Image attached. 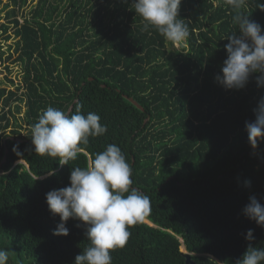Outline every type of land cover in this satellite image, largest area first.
Returning <instances> with one entry per match:
<instances>
[{
	"label": "trees",
	"instance_id": "16d2710c",
	"mask_svg": "<svg viewBox=\"0 0 264 264\" xmlns=\"http://www.w3.org/2000/svg\"><path fill=\"white\" fill-rule=\"evenodd\" d=\"M11 1L0 35L15 28L14 63L23 78L0 87V163L9 151L0 168L7 264H74L90 244L87 225L70 218L69 234L54 235L60 217L46 194L70 186L72 168H86L109 144L131 164V187L151 202L126 245L110 251L112 264H186L185 249L194 264H237L249 246L264 248V226L243 212L251 196L264 205V140L253 147L245 127L264 87L259 73L241 89L215 79L223 75L227 37L239 35L227 0H182L179 18L190 35L180 48H169L155 29L143 31L132 0H37L26 12L28 0ZM261 3L246 0L243 11L264 32ZM77 103L85 116H100L106 133L90 136L65 165L35 153L31 128L42 112L73 106L72 114Z\"/></svg>",
	"mask_w": 264,
	"mask_h": 264
},
{
	"label": "clouds",
	"instance_id": "9594fccd",
	"mask_svg": "<svg viewBox=\"0 0 264 264\" xmlns=\"http://www.w3.org/2000/svg\"><path fill=\"white\" fill-rule=\"evenodd\" d=\"M182 0H132L134 11L143 23L142 30L155 29L166 41L181 43L190 35L188 25L179 18ZM233 10V23L239 35L230 34L225 45L227 59L216 81L228 89H241L251 75L256 76L258 86L264 87V32L257 22L249 19L243 11L246 0H227ZM264 10V3L258 5ZM77 103L74 113L48 106L31 128L35 153L58 157L61 165L76 160L80 145L87 144L90 136L106 133L100 116L82 113ZM255 112L254 121H246L249 142L256 147L264 140V97ZM18 146H14L16 151ZM52 174V173H50ZM133 169L125 154L116 144L94 155L86 168L75 167L70 173V186L54 189L46 194V202L53 215L60 217L54 235L67 236L66 222L82 221L90 244L75 257L74 264H112L110 251L123 248L129 240V228L143 221L151 211L148 195L131 187ZM244 214L258 225L264 226V205L255 196L243 209ZM246 239L252 240L253 230H248ZM9 251L0 249V264H7ZM237 264H264V248L248 247Z\"/></svg>",
	"mask_w": 264,
	"mask_h": 264
},
{
	"label": "rangeland",
	"instance_id": "374dc122",
	"mask_svg": "<svg viewBox=\"0 0 264 264\" xmlns=\"http://www.w3.org/2000/svg\"><path fill=\"white\" fill-rule=\"evenodd\" d=\"M38 2L37 0H28L27 5L23 9L25 12L27 10H30L32 6ZM13 3L11 0H2V4L0 6V24H5L8 20L7 15L8 12L12 10V7H9L7 9H4L6 6H11ZM19 17V18H18ZM16 19L23 20L24 16H21V14L18 15ZM1 31V29H0ZM9 37V38H8ZM8 38V39H7ZM18 37L15 36V28L13 27L12 24H9V27L7 31L1 32L0 35V54L2 52H5L7 54L12 55V59L8 61V55H5L3 57V61L0 60V87H10L13 88V86L9 83V80H14L15 83H19V81L22 80V68L14 63V60L17 58L16 54V46H17V41ZM169 48H180L179 43H175L174 46L170 45L169 42ZM1 56V55H0ZM5 66L10 67V71L6 69ZM1 102V101H0ZM1 108V106H0ZM10 133V131H8ZM19 163H24V162H19ZM3 175V173L0 172V177ZM186 253V250L182 251Z\"/></svg>",
	"mask_w": 264,
	"mask_h": 264
},
{
	"label": "water",
	"instance_id": "95a60500",
	"mask_svg": "<svg viewBox=\"0 0 264 264\" xmlns=\"http://www.w3.org/2000/svg\"><path fill=\"white\" fill-rule=\"evenodd\" d=\"M125 98L128 99V100H129L133 105H135L139 110L144 111V108H143V107H142V106H141V105H140L135 99L130 98V97H128V96H125ZM72 110H73V106H71L69 112L71 113ZM18 141H19V142H22V140H18ZM8 152H9V151L7 150L3 162L0 163V168H2L3 165L7 162V154H8ZM182 248H183V247H182ZM185 250H186V249H185ZM185 255H186V264H194L193 261H192V256H191L190 254H188L187 251H186Z\"/></svg>",
	"mask_w": 264,
	"mask_h": 264
}]
</instances>
